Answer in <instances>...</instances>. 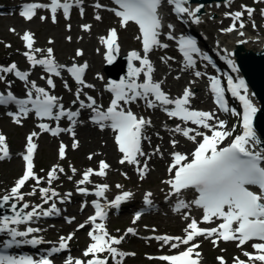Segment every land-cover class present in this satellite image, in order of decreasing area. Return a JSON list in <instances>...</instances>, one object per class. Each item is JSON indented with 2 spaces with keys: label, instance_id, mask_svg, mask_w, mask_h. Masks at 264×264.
<instances>
[{
  "label": "snow or ice",
  "instance_id": "snow-or-ice-1",
  "mask_svg": "<svg viewBox=\"0 0 264 264\" xmlns=\"http://www.w3.org/2000/svg\"><path fill=\"white\" fill-rule=\"evenodd\" d=\"M173 7V11L179 17H190L196 24L201 22L198 13L204 7L203 4L192 8L189 5L190 0H114L117 7L109 9L119 18L120 27L127 28L129 23H134L138 27L139 35L137 40L141 41L142 52L132 50L128 53V71L125 78L113 80L107 84V91L112 94L107 107L98 103L97 99L84 92V88H94V85L86 83L84 74L89 65L87 62L83 64L72 63L69 65L60 64L55 56L52 48L47 49V54L41 58L37 57V53L42 49L34 48V36L30 32L23 34L21 39L25 42L27 51L23 53L32 68L42 66L46 76L47 85L51 89H55L56 84L54 77H61L62 72H67L81 85V88L75 92L73 105L78 104L79 108L73 111L71 108H65L60 103L61 97L51 94L45 87L38 86L36 81L30 80L31 73L18 68L16 63L8 66L0 65V81L6 82V91H0V106L15 105L16 111H9L7 115L13 119L17 125H21L23 120L34 113L41 121H56L53 127L49 123L41 122L38 127L42 132L50 133L52 136H59L61 133H68L73 138L72 148L79 147V141L76 139L75 126L81 115V110H90V119L96 124L101 131L110 128L114 133V142L118 151L121 153L120 164H128L135 167L136 171L143 179L149 171L147 159H150L148 153L144 151V141L150 138L145 135L148 127L152 126L151 119L133 112L131 105L143 101L147 108L162 109L170 119H178L181 124H177L171 131L179 134L196 144V147L190 153H182L173 151L171 153L172 161L168 167L169 178L162 181L168 186L166 200L173 197L176 198L174 211L182 212L192 208L193 206L202 210V218L198 221L191 217L190 213L184 214V219L189 220L184 228L183 236L158 235L153 237L161 242V247H169L171 249H181L172 255H161L156 259L164 262V264H200V252L196 251L200 245L195 241L199 237L214 238L213 244L218 241L237 242V247L243 248L251 242L253 252L243 251L246 259L235 257L233 264H264V139H261L253 127V119L257 114L258 108L250 98L247 84L243 79H234L233 76H227V87L225 88L220 77L216 75H208L196 69L197 59L195 55H199L203 60L211 63V57L201 53V49L197 46V41L190 36H179L178 40L174 32V25L169 23L167 28V38L169 40H177L179 51L182 53L185 61V69L191 68L196 78L207 76L210 81V91L214 94L215 104L218 108L234 116L240 117L239 127L242 129L240 134L234 135L236 125L231 129L228 128L227 121L219 118L216 112L194 109L191 106V99L195 95L191 87L184 89L181 96L172 98L163 88L162 81L154 80V72L156 71L153 62L149 58V54L154 49H167L169 45L162 43L160 37L165 28L164 20L160 15L162 3ZM230 2V0H229ZM83 0H50V3H31L24 6V10L20 13L27 20H32L37 14L38 9H49L53 22L57 20L58 11L62 10L66 19H70L71 11L75 6H80L81 15H83ZM96 8L103 5L96 4ZM254 9L244 6V11L230 12L229 15L233 19L230 27L222 29V31L231 33L238 27L243 29L245 24L243 17L245 13L249 17L252 16ZM47 19V17H41ZM97 21L101 20L100 15H96ZM255 26V25H254ZM84 31H90L91 25L84 24L81 26ZM71 30V25H68ZM15 31V29H12ZM241 36L243 32L239 33ZM71 37H69V40ZM119 34L116 28H111L107 36L100 37V42L105 46V58L108 64H112L116 59V54L120 51ZM10 46V45H9ZM99 51V49H97ZM83 50H77L76 56H83ZM173 57H161V60L167 63ZM139 66H137V63ZM233 65V71H237L234 62L231 59L227 61ZM7 74H13L20 81L25 83L26 95L24 98H18L11 90L12 81L7 80ZM141 74L143 80L141 81ZM103 79V77H100ZM179 79V77H177ZM191 83H195L192 81ZM67 87V83L65 82ZM226 92H230L231 96L240 101L243 112H238L234 108H229ZM84 96L81 99V96ZM67 119L71 126L61 127L60 121ZM193 125L190 127L187 125ZM203 129V130H202ZM40 133L33 131L26 138L25 152L22 159L25 161V170L23 174L15 181L10 193L0 197V208L4 207L10 201L11 212L13 215H4L0 217V234H6L10 237L2 241L0 247V264H53L49 258L52 253H58L69 247L68 242L73 239V234L67 237L61 236L58 246L53 247L48 255L34 258L33 256L11 255L7 249L22 244L40 245L46 243L42 237L33 235L39 233L42 229L38 227L27 226L24 230H20L21 225H29L35 219L43 216L48 217L53 214H59L60 209L57 207L54 198L60 197V193L51 187H39L43 182L51 185L53 181L59 179V173L65 170L59 165H55L47 173V178L40 177L34 171V156L38 145L34 138H38ZM158 135V134H157ZM199 138V139H198ZM226 146L224 142L229 140ZM179 144L178 140H171L173 149ZM67 145L61 143L59 147V157L66 158ZM155 154H161L159 147L155 149ZM10 158V148L7 143V137L0 133V160ZM89 159L93 156L89 155ZM141 158H145L141 162ZM111 165L106 161H99L98 170L88 168L82 174V178L77 181V191L81 194L88 195L87 187H79L92 183L93 176L106 177ZM73 174L77 172L75 167L71 168ZM126 175V174H125ZM71 179V177H69ZM34 181L32 190L24 193L22 189L29 181ZM117 188H122L120 184ZM257 190H253V188ZM108 184L95 185L94 195L103 198L106 203L102 204L100 200H94V215L88 217L87 224L91 225L88 232L91 243L83 252V257L87 259H79L68 257L65 264H110V259L114 264H122V258L134 253H126L118 249V245L124 240V236H114L108 231L104 221L108 218V209H119L123 202L130 200L134 193L123 191L116 195L111 201H107L106 193L109 191ZM193 191L197 195L191 201H186L183 196L187 191ZM39 192L43 204L31 206L32 210L25 212L30 208V204L25 202L22 207L17 208V203L25 201L26 196H35ZM72 193H67V197H71ZM153 193L147 192L144 196L146 206H153L151 197ZM50 207L45 209L44 204ZM61 202H64L63 198ZM87 206L85 202L83 207ZM142 212H137L133 223L141 219ZM74 218L68 219V223H72ZM101 221V222H97ZM219 223L215 227H200L201 223L213 224ZM85 224H80L79 228H84ZM155 231V229H153ZM127 233L135 234L134 228H128ZM30 237V238H29ZM106 254V255H105ZM220 264H227L224 257H218Z\"/></svg>",
  "mask_w": 264,
  "mask_h": 264
},
{
  "label": "rangeland",
  "instance_id": "rangeland-1",
  "mask_svg": "<svg viewBox=\"0 0 264 264\" xmlns=\"http://www.w3.org/2000/svg\"><path fill=\"white\" fill-rule=\"evenodd\" d=\"M245 3H247V2L245 1ZM237 9H240V7L237 6ZM34 24H35V22H32L30 24V26H31L30 28H32V26ZM99 25H102V24H99ZM213 29H216V26L210 28V30H213ZM41 30L45 31V30H47V27L45 25H43L41 27ZM97 31H98V29H97ZM105 31H106V29L103 31V33H105ZM133 32H134L133 28H129L128 30L123 32V39L125 40V44L127 46H128V43H129L128 42L129 37H126V36L127 35H129V36L132 35ZM47 35H49V34H47ZM95 35L98 36L97 32H95ZM63 36H64V34H63ZM45 37H46V35H44V36L40 35V38H41L40 41L44 45L47 44V39H45ZM0 38H5L6 40H8V41H10V42H12L14 44V46L12 47L13 49H9L10 50L9 56L15 57L17 55V51H18L17 48H20V45H19L20 37L16 36L15 33H9V24L4 26L2 31H0ZM129 47H131V46H129ZM63 49H64V47H63ZM75 50H76L75 47L74 48L71 47V54L67 55V59H70L69 57H72L73 54L76 56ZM0 56H1V46H0ZM86 59L89 62L92 63V61L90 59H88V58H86ZM61 60H66V59L61 57ZM100 62H101V60H100ZM170 66H173V64H171ZM103 69H104V61H103V59H102V63L99 64L98 66H94V64L92 63V74H94L95 72H99L100 73V72L103 71ZM180 85L183 86L184 84L180 83ZM198 103L202 107H205V106H203L204 102H198ZM7 122H8V127H9V131H6L7 132L6 134L9 136V138H8V136L6 135L7 142H9V144L12 143V144H17L19 146H24V143H25V140H26L25 139L26 132L24 131V129H21V128L16 127V126L15 127L11 126L10 124L14 125L13 122H10V121H7ZM2 125H3V123L0 122V132H5V129L2 127ZM47 139L48 138L45 137L44 140L42 141V147H43V143L46 142L49 145V148L45 149V150H42L40 152V154H39V157L37 158V160H38V166L37 167H38L39 170L42 169V168L50 170L52 165L61 162V161H59V158L57 157V154H56L57 153V148L59 146V145H57V141H53L52 143H50ZM109 140L112 141V139H109ZM98 143L99 144L102 143V139L101 138L99 139ZM67 145H68V143H67ZM10 146H11V144H10ZM16 148H18V147H16ZM77 150H78V152L72 153V152H75V151L70 148L69 149L68 158H67V160H65V165H66L67 168L70 169L71 173H72V171H71L72 167H75L78 172L81 171L82 169H86L87 170L91 165L96 164L97 160L100 157H103L101 154L97 153L98 151H97V147L96 146H91V145H88V144H86V146H84V145L81 144V148H79ZM89 154H94L95 155V159L93 161H87V156ZM22 167H23V165H22L21 162H19V163L18 162H13V163H11L9 165L3 164V165L0 166V197L9 194V188H10V186L13 183H15L16 178L19 176V174L22 171ZM162 167H163V170H164V164H162ZM79 177H81V176H79ZM66 178H65V180L68 181ZM160 182H161V180H160ZM160 182H158V184L156 182H154V176H153L152 178H150L146 182L145 186L149 187V185H153V189L155 188L157 190H160L161 189V186L159 185ZM24 193H26V191H24ZM159 226L162 229H165V232H171L169 230H172V234H178L179 232H182V229H184V226H181L179 228L173 229L172 227H167L166 223L165 224L164 223L160 224ZM122 227H124V225ZM73 246H74L73 248L75 249V254H79L81 252V247H79V244H78L77 240L74 241ZM128 248L137 251L138 252V255H137L138 257L133 261V263L131 261L132 259H130L129 262L131 261V263L128 262L127 264H158L159 263V261H157L155 259L148 258L149 255H152L153 253L158 251L157 250L158 247L156 245L152 244V243L147 244V243L136 242V243L128 245ZM223 250H224L223 248L215 250L212 247H210L208 244L205 243L204 246H203V252L205 254V260L208 263L212 262V264H214L213 263L214 260L212 259V256L214 254L223 253ZM227 250L232 251L231 248H229ZM144 254H147V255H144ZM149 262H151V263H149ZM160 264H164V263H160Z\"/></svg>",
  "mask_w": 264,
  "mask_h": 264
},
{
  "label": "bare ground",
  "instance_id": "bare-ground-1",
  "mask_svg": "<svg viewBox=\"0 0 264 264\" xmlns=\"http://www.w3.org/2000/svg\"><path fill=\"white\" fill-rule=\"evenodd\" d=\"M8 10V8H7ZM1 21H5L2 22V24L4 26H6L7 24H10L13 27H16L19 31H26L29 28H27L28 26H30L29 24H24L20 19L18 18H6V19H2ZM99 21H95L93 23V27L95 26H99ZM109 23L112 24H117V22L115 20H110ZM81 25L80 21H76L75 26ZM43 25L36 22L32 28L33 30H38L39 28H41ZM47 27V31H46V37L45 39L47 40H51L53 42H55L57 44V50H56V55L57 57H62V58H67L68 54H71V47H75V46H79V47H85L87 50V54H85V58H88L92 61V63L94 64V66H98L100 64V55H98L97 53H95V55L92 53L91 51V45H93L92 42V36L90 34L84 35V36H78L74 39L75 43L73 44H67L64 42V36L63 34L65 33L63 31V29L61 27L59 28H53L52 26L46 24L45 25ZM31 27V26H30ZM104 27H100L98 29L103 30ZM82 33V32H81ZM51 35L48 37V35ZM95 37V35H94ZM126 37H129V35H127ZM221 39L224 40V45L227 49H230L232 46V40L234 39V37H223L220 36ZM253 38H256V40H259L260 44L255 46V49H253V45L256 44L252 41H250L249 43H247L244 47H242V49L240 50V54L242 55H246L248 53H250L251 51L256 52L257 50H262V44L264 43V38L261 37H257V36H253ZM131 41L128 43V46H132V47H136V43L134 41V35H132ZM119 41H121V38H119ZM235 42V41H234ZM233 42V43H234ZM100 45V42L97 41L96 42V48L98 49ZM123 46L124 49H128L126 47L125 44V40L123 41ZM64 47V49H63ZM63 49V50H61ZM257 49V50H256ZM95 50V49H94ZM256 50V51H255ZM74 53V52H73ZM98 56V57H97ZM69 58H76V56L73 54L72 57ZM101 58H102V54H101ZM164 67L163 65H159L157 71H162L160 74V79H165V82L167 83H171L169 84V88L170 89H174V88H183V86L180 85V83H172L174 81H179L182 84H186L188 81H190V78L188 76L183 75L182 77H180L179 79H177L175 73H169L166 69L163 71ZM99 89L103 88V83H99ZM199 98L198 101L201 102H209L210 101V97L207 94V90H200L199 91ZM32 124V128L37 131V127L35 126V124L33 122H30ZM256 130V129H255ZM100 134L103 136L102 139V143L99 144V139H100ZM77 136L80 138L81 140V144L86 146V144L91 145V146H96L97 147V151L98 153H101L103 156L106 157V159L109 161L111 167H113L115 165V160H114V146L112 144V142L108 139V133H96L95 131L89 130V129H85V130H80L77 133ZM50 142V141H49ZM89 142V143H88ZM165 147H169V143L168 141L165 143L164 148ZM49 145L44 142L43 143V147L41 149L45 150L48 149ZM159 162L163 163V160H158ZM159 163L158 167L156 168V172H153L152 177L154 176V179H159L160 177H163L166 175V173H168L165 169L163 170L162 164ZM77 177V176H76ZM75 178V176H74ZM144 205V204H143Z\"/></svg>",
  "mask_w": 264,
  "mask_h": 264
},
{
  "label": "water",
  "instance_id": "water-1",
  "mask_svg": "<svg viewBox=\"0 0 264 264\" xmlns=\"http://www.w3.org/2000/svg\"><path fill=\"white\" fill-rule=\"evenodd\" d=\"M229 0H190L189 5L192 8H195L201 4L204 5L202 8L203 15H206L205 9L208 5L227 3ZM201 14L202 13H198ZM242 44V45H241ZM247 43H239L235 47L236 59L241 67V71L249 81L253 89V94L258 102V111L254 117V122L258 131L261 134V137L264 139V49L255 50L256 52L251 51L246 55L240 54V50ZM255 49V47H253ZM258 135V132H257Z\"/></svg>",
  "mask_w": 264,
  "mask_h": 264
}]
</instances>
